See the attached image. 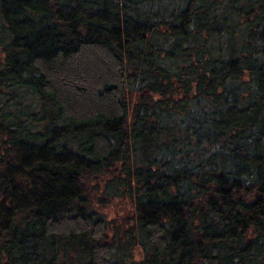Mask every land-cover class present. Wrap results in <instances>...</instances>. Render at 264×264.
Instances as JSON below:
<instances>
[{
  "label": "trees",
  "instance_id": "obj_1",
  "mask_svg": "<svg viewBox=\"0 0 264 264\" xmlns=\"http://www.w3.org/2000/svg\"><path fill=\"white\" fill-rule=\"evenodd\" d=\"M0 264H264V0H0Z\"/></svg>",
  "mask_w": 264,
  "mask_h": 264
},
{
  "label": "rangeland",
  "instance_id": "obj_2",
  "mask_svg": "<svg viewBox=\"0 0 264 264\" xmlns=\"http://www.w3.org/2000/svg\"><path fill=\"white\" fill-rule=\"evenodd\" d=\"M136 101L137 98L134 97L133 103ZM95 207L98 208L99 211L103 212L109 221L115 222L116 224L120 222L122 223L123 218L130 216L132 210L129 200L124 197L122 199H114L111 203L103 199L99 203H96ZM135 257L137 260H141L143 257L142 250L138 249Z\"/></svg>",
  "mask_w": 264,
  "mask_h": 264
}]
</instances>
